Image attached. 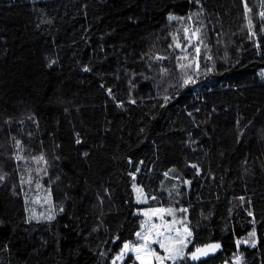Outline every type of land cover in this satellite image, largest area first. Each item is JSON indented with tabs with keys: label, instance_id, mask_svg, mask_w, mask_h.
Listing matches in <instances>:
<instances>
[{
	"label": "trees",
	"instance_id": "1",
	"mask_svg": "<svg viewBox=\"0 0 264 264\" xmlns=\"http://www.w3.org/2000/svg\"><path fill=\"white\" fill-rule=\"evenodd\" d=\"M94 1L0 0V264H112L159 206L222 243L175 264H264V0L243 36L222 0Z\"/></svg>",
	"mask_w": 264,
	"mask_h": 264
},
{
	"label": "snow or ice",
	"instance_id": "2",
	"mask_svg": "<svg viewBox=\"0 0 264 264\" xmlns=\"http://www.w3.org/2000/svg\"><path fill=\"white\" fill-rule=\"evenodd\" d=\"M199 2V0H197V3ZM249 11H251V9H249ZM198 15V14H197ZM261 17H264V12L260 13ZM170 20H176L177 17L175 16H170L169 17ZM183 19V18H180ZM189 20L192 19V16L188 17ZM249 26L251 27V20H249ZM185 32H188L189 29L185 28L184 29ZM200 33V28H196L193 32H192V36H196L197 39L199 40V34ZM253 35H255L253 33ZM176 47H180L179 44L176 45ZM200 49L199 47L195 48V52L199 53ZM210 59V57H209ZM181 67H184V65H181ZM192 80L189 77L187 83H191ZM80 141L78 140L77 143H79ZM21 159H23V157H20ZM43 156L39 157V160H43ZM137 192L142 196L143 195V190L142 189H137ZM48 196H51V192L49 190L48 192ZM152 199H155V196L152 197ZM241 199H243L241 197ZM38 202V201H37ZM141 202H147V197L144 198V200H142ZM45 203H48L50 205V200H45ZM63 207H60L59 211L63 212ZM29 212H32V209H28ZM166 211L168 213V215L170 216H174V210L169 208V209H161V210H152L151 212H145L144 215L145 216H149V215H160L162 212ZM181 212H186L187 209L181 208L180 209ZM249 215H252V213H249ZM44 219L47 221H52L55 219V214L51 212H49V214L47 215H42V217H37L35 214H33L29 219L31 220H39V219ZM162 224L161 225H151L148 230L141 235L140 232L136 233L137 237H139L140 239H142L144 241L143 244H139V245H131L129 243H125L123 245V248L121 250L120 255H118L115 260L112 261V264H116V261L122 259V257L124 256V254L126 252H135L136 253V259L140 261V264H153V260H155L157 262V264H164V261L167 260H171L173 261V264H175V260L177 259H181L182 258V253L184 251V248L187 246L186 245V238L188 236L191 235V233L188 231L187 228L184 229V235H180L179 234V229H174L172 227V224H175L176 221L175 219H173L172 224H169L166 221H163V216H160ZM179 223L183 224L184 221L181 220L179 221ZM161 228H163V231H161ZM172 231H176L177 235L175 237L171 236V235H166L165 233H170ZM251 237H255V232L253 231L252 233H250ZM155 243L158 244L159 247L161 249L164 250L165 253H167L166 256H162L159 253H157L154 249L151 248V244ZM237 243L239 244L240 241H237ZM253 247H255V244L252 245ZM220 245L219 244H214V245H208L205 248H196L195 252H193L191 254V258L192 259H198L199 256L201 255H207L208 250H214L219 248Z\"/></svg>",
	"mask_w": 264,
	"mask_h": 264
},
{
	"label": "rangeland",
	"instance_id": "3",
	"mask_svg": "<svg viewBox=\"0 0 264 264\" xmlns=\"http://www.w3.org/2000/svg\"><path fill=\"white\" fill-rule=\"evenodd\" d=\"M86 1L89 2V4H95L94 0H86ZM222 1L225 3V11H224L225 13L224 14L226 15L227 19L233 24V30H234L235 34L237 33L236 34L237 36H238V34L243 36L244 33L245 34L247 33L246 28H245V24H244V22H245V13H244L243 0H222ZM144 12H145V8H143L140 11L134 13L133 17L134 18L140 17V16H142L144 14ZM235 18L237 19V21H235L236 20ZM235 22H236V24H235ZM241 40L239 38V42ZM117 49L120 50V51H123L127 55L128 61L133 59L134 52H135L134 39L132 38L131 40H129L127 42L120 43L117 46ZM107 70L112 71L111 69H107ZM128 79H129V76L124 74V75L119 76V77L111 78L110 81L113 82V83L118 84V86L120 88H126V85L128 83ZM152 93H153L152 89L149 87L147 89H141L138 94H141V95H144V96H149ZM134 189H135V194H136L137 200L140 201V202L142 200H144V198H145L144 192H143L142 196L137 192V189H142V187L140 185H135ZM169 208L174 210V207H166V206L143 207V208L139 209L140 212L143 215V218H142V222H141V229L138 232H140L141 235H143L148 230V228L151 225H161L162 224V221H161V218H160L161 215L163 216V221H166L169 224H172L173 219H175L176 223L172 224V227L174 229H179V234L180 235H184V229L185 228H187L188 231L191 233V235L186 238V245L187 246L184 248V251L182 253V256H184V254H189L190 255V252H188V247H189V244H190V242L192 240V230H191L190 226L187 224L186 217H185V214L183 212L176 213L175 210H174V216L168 215V213L166 211L162 212L160 215H149V216H145L144 215L145 212H151L152 210H157L158 211V210H161V209H169ZM181 220L184 221L183 224L179 223V221H181ZM161 231H163V228H161ZM165 234L175 237L177 235V232L176 231H172L170 233H165ZM126 243H129L130 246H131V245L143 244L144 241L142 239H140L139 237H137V235H136L134 241H132V242L128 241ZM254 243H252V245ZM122 248H121V250H122ZM151 248L154 249L157 253H159L162 256H166L167 255V253H165L164 250L161 249L158 244L152 243L151 244ZM241 249H242V247L240 248V250ZM121 250L119 251V253L116 254V256L113 258V260H115V258L118 255H120ZM130 255L134 256V260L133 261H129V256ZM234 260L237 261V256L234 257ZM116 264H140V261L136 259V253L135 252H126L124 254V256L122 257V259L116 261ZM153 264H157V262L155 260H153ZM164 264H173V261L166 259L164 261Z\"/></svg>",
	"mask_w": 264,
	"mask_h": 264
},
{
	"label": "water",
	"instance_id": "4",
	"mask_svg": "<svg viewBox=\"0 0 264 264\" xmlns=\"http://www.w3.org/2000/svg\"><path fill=\"white\" fill-rule=\"evenodd\" d=\"M214 244H219L220 247L217 248V249H214V250H208L207 255H201V256H199L198 259H192V258H191V254H192L193 252H195V250H196V248H195L193 251H191V253H190V255H189L190 258H191L193 261L198 262V261L206 260V259H208V258H210V257H213V256L217 255V253H219L220 250L222 249V243H221V241H211V242H209V243H206V244H204V245L199 246L198 248H205V247L208 246V245H214ZM239 245H240V244H239ZM239 245H238V246H239ZM238 250H240V249H238ZM229 264H233V263L231 262V263H229Z\"/></svg>",
	"mask_w": 264,
	"mask_h": 264
},
{
	"label": "bare ground",
	"instance_id": "5",
	"mask_svg": "<svg viewBox=\"0 0 264 264\" xmlns=\"http://www.w3.org/2000/svg\"><path fill=\"white\" fill-rule=\"evenodd\" d=\"M239 249H240V245H239ZM229 263H231V262H229ZM229 263H227V264H229Z\"/></svg>",
	"mask_w": 264,
	"mask_h": 264
}]
</instances>
